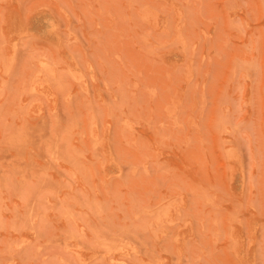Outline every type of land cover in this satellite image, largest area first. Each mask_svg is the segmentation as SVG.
<instances>
[{"label": "rangeland", "instance_id": "obj_1", "mask_svg": "<svg viewBox=\"0 0 264 264\" xmlns=\"http://www.w3.org/2000/svg\"><path fill=\"white\" fill-rule=\"evenodd\" d=\"M0 264H264V0H0Z\"/></svg>", "mask_w": 264, "mask_h": 264}]
</instances>
